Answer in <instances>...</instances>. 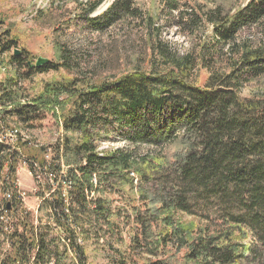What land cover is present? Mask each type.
Wrapping results in <instances>:
<instances>
[{"label":"trees","instance_id":"16d2710c","mask_svg":"<svg viewBox=\"0 0 264 264\" xmlns=\"http://www.w3.org/2000/svg\"><path fill=\"white\" fill-rule=\"evenodd\" d=\"M105 2L74 0L73 20L99 36L137 28L145 56L129 73L45 83L28 96L21 82L78 64L65 48L58 63L24 64L17 49L10 57L0 138L45 114L63 137L50 153L0 141V264H91L97 255L108 264H264V97L241 94L264 77V0H113L93 16ZM255 26L260 36L240 38ZM172 30L190 45L183 53L164 39ZM9 33L0 55L17 45ZM107 142L122 146L99 152ZM18 162L35 183V218L16 185Z\"/></svg>","mask_w":264,"mask_h":264},{"label":"rangeland","instance_id":"374dc122","mask_svg":"<svg viewBox=\"0 0 264 264\" xmlns=\"http://www.w3.org/2000/svg\"><path fill=\"white\" fill-rule=\"evenodd\" d=\"M73 1L65 0L64 3H61L57 0H0V21L3 22V25H0V35L9 30V36L17 41V45L9 53L0 55V82L14 78L16 69L9 63L15 49L19 52L24 50L27 53L25 59H23L24 64L26 62L35 64L38 59L58 63L59 53L57 49L65 48L73 54V60L78 64L77 69H73L71 72L60 69L58 72L50 71L44 74L32 75V78L28 81L21 82L18 88L21 89L22 94L28 96H33L45 83L64 82L73 77H82L88 81L100 82L104 79H111L114 76L129 73L132 67L138 63V60L145 56V45L137 28L120 26L110 30L104 36L91 34L73 20L77 12V4ZM83 1L85 0H80V2ZM112 1L106 0L93 16L102 13ZM181 1L190 4L189 0ZM196 1L204 2L205 0ZM140 4L149 12L158 8L156 1L153 3L147 1L144 4L140 1ZM262 31L263 28L255 26L244 30L240 34V38L254 40V38L260 36ZM164 39L170 42L172 47L178 50L179 53H183L190 46L187 39L179 36L174 30L169 31ZM22 72L19 71V74ZM205 78L206 75L200 73L199 85L204 82ZM241 94L243 97H264V77L250 82ZM51 113H54L55 117L61 114L55 108ZM55 121L51 114H45L39 121L32 124L31 129L25 130L17 127L15 128L18 132L16 137H14L15 131H11L4 134L0 141L5 140L14 143L16 139L22 140L27 143L26 150L29 153H35L40 148L46 149L48 152V149L63 137L60 121ZM121 146L122 144H116L115 142L102 143L98 151H109ZM51 151L52 149L49 150V153ZM29 180L32 181V190L27 188ZM16 185L26 195L23 196L24 206L26 209L32 208L30 213L35 218L39 200L34 196L36 187L33 177L28 172L27 165L23 162L17 163ZM31 194L32 197L29 196ZM183 218L186 221L194 219L189 216ZM194 221L199 225L203 224L197 218ZM6 248L3 243L0 255L4 254L3 250H6ZM97 256L95 260L90 261L91 264H108L102 258H97Z\"/></svg>","mask_w":264,"mask_h":264},{"label":"water","instance_id":"95a60500","mask_svg":"<svg viewBox=\"0 0 264 264\" xmlns=\"http://www.w3.org/2000/svg\"><path fill=\"white\" fill-rule=\"evenodd\" d=\"M19 53H20V52L17 51V50L14 52L15 55H18ZM46 62H48V61L43 60V59H38L37 62L35 63V66H38V65H40L41 63H46Z\"/></svg>","mask_w":264,"mask_h":264},{"label":"built area","instance_id":"2783aa9c","mask_svg":"<svg viewBox=\"0 0 264 264\" xmlns=\"http://www.w3.org/2000/svg\"><path fill=\"white\" fill-rule=\"evenodd\" d=\"M20 196L22 197V199L24 198L23 196H24V194L22 193V194H20ZM5 199L6 200H10L11 199V196H10V194H6L5 195Z\"/></svg>","mask_w":264,"mask_h":264},{"label":"crops","instance_id":"0c3cea01","mask_svg":"<svg viewBox=\"0 0 264 264\" xmlns=\"http://www.w3.org/2000/svg\"><path fill=\"white\" fill-rule=\"evenodd\" d=\"M27 185H29V186H27V188L28 189L30 188L32 190V186H33L32 181L29 180V184H27ZM28 210L30 211V210H32V208L30 207Z\"/></svg>","mask_w":264,"mask_h":264},{"label":"bare ground","instance_id":"6f19581e","mask_svg":"<svg viewBox=\"0 0 264 264\" xmlns=\"http://www.w3.org/2000/svg\"><path fill=\"white\" fill-rule=\"evenodd\" d=\"M14 133H16V131Z\"/></svg>","mask_w":264,"mask_h":264}]
</instances>
